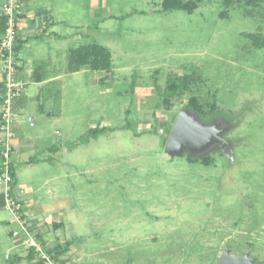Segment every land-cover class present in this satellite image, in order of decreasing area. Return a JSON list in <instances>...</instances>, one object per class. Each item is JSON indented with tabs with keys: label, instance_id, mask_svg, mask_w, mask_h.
<instances>
[{
	"label": "rangeland",
	"instance_id": "rangeland-1",
	"mask_svg": "<svg viewBox=\"0 0 264 264\" xmlns=\"http://www.w3.org/2000/svg\"><path fill=\"white\" fill-rule=\"evenodd\" d=\"M36 1L53 4L62 38L19 37L17 55L28 71L40 59L38 72L60 77L24 76L19 113L25 84L14 77L23 89L11 103L13 137L39 148L31 165L12 150L19 210L2 194L0 264H216L226 248L264 264V48L246 37L264 39V0H182L196 2L191 13L163 12V0ZM93 43L109 50L110 71L69 74L68 49ZM182 75L189 90L164 103L167 82ZM191 97L201 121L229 127L233 161L218 149L166 154ZM22 183L40 204L16 194Z\"/></svg>",
	"mask_w": 264,
	"mask_h": 264
},
{
	"label": "built area",
	"instance_id": "built-area-1",
	"mask_svg": "<svg viewBox=\"0 0 264 264\" xmlns=\"http://www.w3.org/2000/svg\"><path fill=\"white\" fill-rule=\"evenodd\" d=\"M25 0H4L1 6V16L5 19V29L0 34V74L3 86V93L0 95V183L4 185V192L7 201V206L14 215L19 210V204L12 197H10V156L14 148L13 143V127H12V113L11 103L20 96V85L14 82V77L17 72V55L15 47L19 41L18 24L23 15L22 5ZM29 126H33V121L28 117ZM17 235V233H14ZM29 236H28V240ZM31 242V241H30ZM30 246L40 249L33 242ZM45 264H52L45 261Z\"/></svg>",
	"mask_w": 264,
	"mask_h": 264
},
{
	"label": "crops",
	"instance_id": "crops-1",
	"mask_svg": "<svg viewBox=\"0 0 264 264\" xmlns=\"http://www.w3.org/2000/svg\"><path fill=\"white\" fill-rule=\"evenodd\" d=\"M93 0H91L92 2ZM53 3V2H52ZM93 4V2H92ZM104 4L100 3V6ZM50 7H43L40 5V3H38L36 0H25L23 5H22V10H23V15L21 16V20L18 24V35L20 37V39H22V36L24 37L25 42H27L29 40V38L32 37H52L54 39H60L62 38V35L59 33H56L53 29L54 27H56V22L54 20V17H52V6L53 4L49 5ZM0 16H1V11H0ZM58 37V38H57ZM82 47V46H80ZM74 48V49H68V54H70L72 51L80 48ZM17 61H18V73H17V80H19L20 82H23L25 84V90L23 91V94L16 100L17 102H19V105L17 106L16 103L13 102L12 105V109L13 111H17V113H19L20 109H22L25 105L24 103V97L26 96V90H27V81L25 82L24 76L29 75V79L36 83V84H49V83H53L55 81H57V79H59L60 74H57L56 76L52 77L49 75H42L40 69L42 68V64L40 59L37 60V64L34 65L33 70L32 71H28V68L26 67V65L28 64V61L25 60V58H19V56L17 55ZM81 69V68H80ZM79 69V70H80ZM88 69V68H87ZM78 70V71H79ZM70 74V70H67ZM60 73H62V71H58ZM77 72V71H75ZM75 72H71V73H75ZM62 75V74H61ZM0 81H1V74H0ZM42 85V86H43ZM19 108V109H18ZM13 119V118H12ZM13 121V120H12ZM27 122H28V118H27ZM29 125V124H28ZM15 126L17 127V125L15 124ZM14 127V126H13ZM14 139H13V143H14V151L16 152V156H17V161L18 163H22L25 164L26 162H28L30 165L32 163H36L37 159H36V148H39V146H37V141L33 138L32 141H27L24 142L22 140H20L21 136L20 134L17 135V132H14ZM38 140V139H37ZM47 141V140H46ZM43 144V148L42 150H44V148L49 149V146L51 143L48 142V146L47 144H45V141H41ZM48 147V148H47ZM33 155V156H32ZM28 159V160H26ZM26 160V162H25ZM16 163V161H15ZM14 163V164H15ZM18 183V180H17ZM20 183V182H19ZM23 190V194L21 193V191ZM36 191L33 187L27 186L25 183H22L19 185L18 187V195H23L26 194L27 196L30 197H35L36 198V204H40V198L37 196ZM5 194L4 192V188L2 185H0V197L3 198V195ZM24 199V198H23ZM50 210L53 209L51 208L50 205H48ZM4 207V199H3V204H1L0 201V210L3 209ZM38 209V208H37ZM40 209L42 210L43 208L40 207Z\"/></svg>",
	"mask_w": 264,
	"mask_h": 264
},
{
	"label": "water",
	"instance_id": "water-1",
	"mask_svg": "<svg viewBox=\"0 0 264 264\" xmlns=\"http://www.w3.org/2000/svg\"><path fill=\"white\" fill-rule=\"evenodd\" d=\"M228 129L229 127L215 121L206 124L189 110L180 111L167 137L165 152L170 157H182L187 153L199 158L218 149L227 159L233 161L231 156L233 144L224 138ZM255 261L256 259L248 253L241 257H233L226 248L216 264H260Z\"/></svg>",
	"mask_w": 264,
	"mask_h": 264
},
{
	"label": "trees",
	"instance_id": "trees-1",
	"mask_svg": "<svg viewBox=\"0 0 264 264\" xmlns=\"http://www.w3.org/2000/svg\"><path fill=\"white\" fill-rule=\"evenodd\" d=\"M162 11L169 12L172 10H183L188 13H191L195 10L196 2L195 1H182V0H163L162 1ZM5 19L0 17V34L5 29ZM246 37L252 41L253 45L258 48H264V39L257 37L254 34H248ZM23 41H18L15 47V53L18 54L20 46ZM17 66V70H18ZM71 72L78 71L81 67H88L92 71H106L109 72L111 69V54L107 48L101 46L97 43H93L87 46L80 47L69 54V66ZM189 78L186 75H182L177 79L167 82V88L161 96L162 101L169 102L170 98L183 94L189 90L192 80L189 82ZM3 93V86L0 83V95ZM190 110L197 113V115L202 118L204 116V111L202 106L198 103V100L195 97L189 98L188 106ZM97 132L91 135L92 138L97 136ZM205 162V161H204ZM10 177L13 181L15 179L12 163L9 164ZM1 204H3V198L0 197ZM66 249V248H65ZM34 249L31 248L27 258L30 260L33 258ZM52 259L56 262L58 259L57 255L52 256ZM34 264H45L44 260H40ZM60 264V263H59Z\"/></svg>",
	"mask_w": 264,
	"mask_h": 264
},
{
	"label": "flooded vegetation",
	"instance_id": "flooded-vegetation-1",
	"mask_svg": "<svg viewBox=\"0 0 264 264\" xmlns=\"http://www.w3.org/2000/svg\"><path fill=\"white\" fill-rule=\"evenodd\" d=\"M255 263H259V262L256 260Z\"/></svg>",
	"mask_w": 264,
	"mask_h": 264
}]
</instances>
